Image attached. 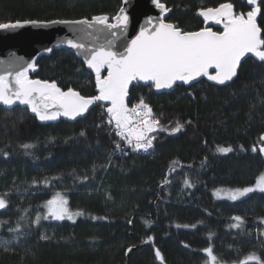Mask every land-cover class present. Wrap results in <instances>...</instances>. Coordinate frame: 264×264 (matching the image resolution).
<instances>
[{
    "label": "trees",
    "instance_id": "obj_1",
    "mask_svg": "<svg viewBox=\"0 0 264 264\" xmlns=\"http://www.w3.org/2000/svg\"><path fill=\"white\" fill-rule=\"evenodd\" d=\"M163 2L171 9L167 22L186 31L205 27L197 15L200 8L231 2L237 12L250 10L246 0ZM123 5V0H0V23L112 17ZM258 23L264 28V16ZM211 28L222 31L216 24ZM35 63L31 79L55 81L63 90L72 87L84 96L97 94L94 74L75 54L55 49ZM141 97L161 124L172 127L179 121L185 127L175 135L153 133V149L146 154L128 149L126 157L114 152L115 144L123 142L113 126L98 127L104 120L98 114L101 103L73 122H41L27 107L0 105V194L9 193L8 207L0 212V221L6 222L0 224V241H10L7 252L0 245V264H161L156 249L163 264H205L202 250L210 244L228 264L251 252L264 258V194L236 202L212 195L218 188L251 186L264 173L258 152L264 134V63L245 59L227 85L206 77L166 91L134 84L128 106ZM23 144L33 148L26 154ZM217 147L233 151L222 154ZM174 160L179 164L168 176L171 183L163 184ZM55 176L60 179L49 186L32 184ZM185 179L193 187H186ZM56 192L68 198L73 212L84 215L75 217V223L32 224ZM233 216L245 220L242 230L230 227ZM18 224L19 233L9 231ZM193 224L194 229L183 227ZM148 237L153 240L145 243Z\"/></svg>",
    "mask_w": 264,
    "mask_h": 264
},
{
    "label": "snow or ice",
    "instance_id": "obj_2",
    "mask_svg": "<svg viewBox=\"0 0 264 264\" xmlns=\"http://www.w3.org/2000/svg\"><path fill=\"white\" fill-rule=\"evenodd\" d=\"M126 5L129 0H123ZM153 5L159 10L160 15L149 17L140 27L138 34L131 40L124 39L117 48L115 41L125 38L130 25V17L126 7H120L115 16L107 14L95 15L91 19H52L46 22L37 20L17 21L15 23H0V30H14L31 25L32 27H51L63 25L69 28L73 37L63 41L68 49L74 50L78 56H83L84 64L94 73L96 95L84 96L79 91L69 87L63 90L55 81L31 79L30 71L36 70V63H25L22 58H12L7 63L0 61V105L9 108L16 105L27 106V110L35 115L41 122L57 121L61 117L75 121L88 113L90 107L102 103L105 107L108 119L106 123L112 125L115 136L123 142L115 144L114 152L127 155L125 147L133 152H149L154 148L153 141L156 136L153 133L167 132L175 135L185 127L177 121L174 126L168 127L161 124L152 108L143 97L131 108L128 106L130 86L136 84L147 85L156 91L170 90L181 85L192 86L193 82H200L201 77L216 85H227L238 76V69L245 57H254L264 63V28L258 23V17L264 16V0H246L250 10L237 12L231 2L220 3L216 7L200 8L197 15L203 18L206 25L199 31H186L175 23L167 22L165 17L171 11L163 0H152ZM213 23L222 25V31H213L207 25ZM106 32L111 39L104 44H89L85 41L93 36V33ZM96 40L99 36L95 37ZM59 47V45H57ZM51 52L52 49H46ZM214 69V72L210 70ZM106 71V75L102 74ZM191 94V93H190ZM191 124V121H187ZM99 127V126H98ZM81 136L85 133L81 132ZM264 141V135L260 137ZM28 150L33 148L31 144L21 146ZM217 152L227 154L233 151L231 147H217ZM253 152L257 151L254 146ZM264 155V146L259 148ZM203 163V162H202ZM179 161H172L170 171L165 176L163 184H170L168 176L176 170ZM111 165V157L108 166ZM190 167V165H189ZM95 171V169H93ZM59 176L44 178L42 181L33 180V186H49L53 180H59ZM87 180L88 177H84ZM186 187H193L192 183L185 179ZM163 186V185H162ZM264 194V173L252 186L238 188H218L212 195L220 200L236 202L253 193ZM9 193L0 194V210L8 207ZM44 212L38 213L31 221L39 225L41 220L72 221L75 217L84 215L83 212H73L69 207V200L62 192H56L51 199L42 205ZM27 215V212H25ZM24 216L20 217L23 220ZM94 219H102L94 217ZM235 223L230 227L242 230L245 220L240 216L231 217ZM6 223L0 221V224ZM131 223V221H129ZM264 224V218L260 220ZM179 227V225H178ZM183 227L196 228V225H184ZM10 232L19 233V224L10 228ZM264 236V230L260 232ZM42 240L49 237L41 236ZM211 238V234L210 237ZM153 237H148L145 243H149ZM10 241L2 240L0 245L4 251H9ZM184 247H189L185 244ZM128 248L127 252H131ZM203 253L207 257L205 264H228L227 261L218 258L214 254L211 244L204 248ZM155 256L163 264V256L159 249L155 250ZM232 264H264V258L255 252H251L243 259L233 261Z\"/></svg>",
    "mask_w": 264,
    "mask_h": 264
},
{
    "label": "water",
    "instance_id": "obj_3",
    "mask_svg": "<svg viewBox=\"0 0 264 264\" xmlns=\"http://www.w3.org/2000/svg\"><path fill=\"white\" fill-rule=\"evenodd\" d=\"M123 7L127 8V13L130 17V25L127 36L125 38L117 39L115 41L117 48L119 50H122L120 48V45L123 42V40L133 39L135 35L138 34L140 27L145 23V21L149 17H157L160 15L159 10L153 5L152 0H129V3L126 5L124 4ZM200 18L203 20L202 17ZM165 20L167 21V16L165 17ZM212 25L214 24L209 23L207 26L211 27ZM218 26L223 30L222 25H218ZM96 36H99L98 40L95 39ZM71 38H74L72 31L63 25H54L46 28L32 27L31 25H26L25 27L14 30H0V61H4L5 63H7L9 60L16 57V58H22V61L25 63H31L33 61L36 62V60L40 56H46L50 53L46 51V49L49 48H51L52 51L55 49H64L68 52L75 54L74 50L68 49L67 46L63 43V41ZM107 39H111L110 34L101 31L99 33H93V36L89 37L85 42L89 43L90 45L93 43L104 44L106 43ZM57 45H59V47ZM76 56L78 59L82 61L84 60L83 56H78V55ZM247 58H254V57H245V59ZM88 70L91 72L90 69ZM210 71L214 72L215 70L212 69ZM31 72L32 71H30L29 73ZM141 83L143 84V82ZM134 84L136 83L133 82V85ZM132 86H130V88ZM161 91H166V90H161ZM21 106L27 107L23 105ZM79 118L81 117H78L77 120ZM61 119H66V118L61 117ZM68 121L73 122L72 120H68ZM260 144L264 146V141L260 140ZM259 148H258V152H259ZM259 154L261 157L264 158V155H262L260 152ZM2 211L3 210H0V212Z\"/></svg>",
    "mask_w": 264,
    "mask_h": 264
},
{
    "label": "built area",
    "instance_id": "obj_4",
    "mask_svg": "<svg viewBox=\"0 0 264 264\" xmlns=\"http://www.w3.org/2000/svg\"><path fill=\"white\" fill-rule=\"evenodd\" d=\"M136 104V103H135ZM135 104H133V105H135ZM133 105H131L130 106V108L133 106ZM98 114H99V116L100 117H102V118H105L103 121H101V122H99V127L100 126H103V125H105V126H107V127H110V126H112V125H108L107 123H106V121H107V119H108V116H107V113L105 112V107L104 106H100L99 107V111H98ZM129 148H127V147H125V151H127ZM130 151L131 152H133L131 149H130ZM142 154H146V153H144V152H141ZM122 154L120 153V156H121ZM123 156H125V155H123ZM127 156V155H126ZM125 156V157H126Z\"/></svg>",
    "mask_w": 264,
    "mask_h": 264
},
{
    "label": "rangeland",
    "instance_id": "obj_5",
    "mask_svg": "<svg viewBox=\"0 0 264 264\" xmlns=\"http://www.w3.org/2000/svg\"><path fill=\"white\" fill-rule=\"evenodd\" d=\"M99 118H102V117H99ZM104 119H105V118H104ZM99 121H100V120H99ZM256 181H257V180H256ZM255 183H256V182H255ZM255 183H254V184H255ZM254 184H253V185H254ZM251 186H252V185H251ZM257 193H259V192H257ZM214 198L217 199L216 197H214ZM217 200H220V199H217ZM225 200H226V199H225ZM226 201H229V200H226Z\"/></svg>",
    "mask_w": 264,
    "mask_h": 264
}]
</instances>
